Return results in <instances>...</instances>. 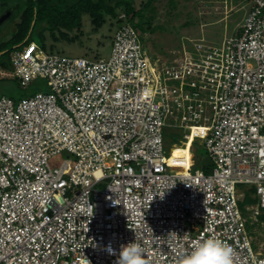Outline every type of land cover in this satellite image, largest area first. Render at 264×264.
<instances>
[{"label":"built area","instance_id":"1","mask_svg":"<svg viewBox=\"0 0 264 264\" xmlns=\"http://www.w3.org/2000/svg\"><path fill=\"white\" fill-rule=\"evenodd\" d=\"M250 4L221 45L198 39L169 63L130 23L108 59L11 53L23 87L48 79L52 93L0 98V264H115L134 241L149 264H180L209 236L232 264H264L239 205L252 187L264 216V0ZM166 133L182 134L188 165ZM196 140L210 173L192 171ZM63 152L75 161L52 169Z\"/></svg>","mask_w":264,"mask_h":264},{"label":"rangeland","instance_id":"2","mask_svg":"<svg viewBox=\"0 0 264 264\" xmlns=\"http://www.w3.org/2000/svg\"><path fill=\"white\" fill-rule=\"evenodd\" d=\"M60 3L59 0H54ZM75 0H64V4ZM138 9L148 0H134ZM252 0H155L150 8L145 10L143 31H141L142 43L145 53L153 59H159L161 63H169L180 58L184 51L190 48L198 39L205 38L215 44L221 45L226 38L233 36L238 27L244 22ZM14 9L13 14L0 25V44L9 40L16 31L17 24L21 21L24 9V0H11L8 4L0 3V16ZM136 23H140L137 19ZM121 23L112 18H107L106 23L98 30L95 29L88 14L82 17L81 30L70 32V37L78 36L73 42L54 41L49 30L46 31L44 41L38 35V29L33 32V40L44 51L60 54L68 57H88L90 59H108L112 53V40L115 31ZM43 30L44 27H39ZM7 49V48H6ZM17 51L20 48H15ZM5 50V49H4ZM0 53V98L6 96L19 101L35 94L38 91L52 93L48 79H39V90L31 86L23 87L15 75V66L11 62V53ZM99 57H96L98 56ZM1 64H5L2 66ZM168 140L166 147L167 156L172 155L171 162L178 165H187V149L182 148L183 136L181 133H166ZM176 144V148L173 145ZM192 151L195 155L196 169H203L201 158L207 154L199 140H196ZM201 146V147H200ZM189 152V150H188ZM190 152L188 153V157ZM75 157L67 152L60 153L50 159L52 169L60 168L65 160ZM212 169L206 170L210 173ZM243 192L247 187L239 186ZM247 216L251 221L252 241L257 251L264 253V218L257 219L251 206H247Z\"/></svg>","mask_w":264,"mask_h":264},{"label":"trees","instance_id":"3","mask_svg":"<svg viewBox=\"0 0 264 264\" xmlns=\"http://www.w3.org/2000/svg\"><path fill=\"white\" fill-rule=\"evenodd\" d=\"M10 1L0 0V3L8 4ZM59 1L60 3L57 4L54 0H24L21 21L17 24V29L13 36L6 42L0 44V53L5 51L7 55H10L11 52L17 51L15 49L16 47L21 45V47H18L21 50L23 46L35 42L33 40V32L36 29H38V35L42 41L48 38L45 33L49 30V35L54 41L59 42L64 40L73 42L78 36L71 38L70 32L81 30L82 17L85 14L90 16L96 30L100 29L106 23L107 18H112L121 23V25L123 23L132 24L141 33L143 31L145 10L150 8L155 0H148L141 9L137 8L134 0H75L74 2L66 4L63 3L64 0ZM122 14H124L123 18H121ZM137 19L140 20V23L135 22ZM39 27H44V29L41 30ZM96 57H99V55ZM1 65L5 66V64ZM38 80L36 79L31 83L30 86L32 89L39 90ZM31 95H34V93L29 96ZM194 147L196 149L198 148L197 145H194ZM203 159L201 158L200 160H202L203 170L206 172L210 168L204 165ZM254 192V188H246L243 192L244 197L239 203L241 210L247 218V228L250 234L251 221L247 216L246 208L247 206L257 204V199L253 196ZM262 218L264 216H260L259 220Z\"/></svg>","mask_w":264,"mask_h":264},{"label":"clouds","instance_id":"4","mask_svg":"<svg viewBox=\"0 0 264 264\" xmlns=\"http://www.w3.org/2000/svg\"><path fill=\"white\" fill-rule=\"evenodd\" d=\"M106 250L109 254H114V249L110 245ZM233 255V249L229 244L209 236L183 255L180 264H232ZM115 264H149V260L144 248L134 241L121 245Z\"/></svg>","mask_w":264,"mask_h":264},{"label":"water","instance_id":"5","mask_svg":"<svg viewBox=\"0 0 264 264\" xmlns=\"http://www.w3.org/2000/svg\"><path fill=\"white\" fill-rule=\"evenodd\" d=\"M9 11H10V12H8V13H6V14L0 16V25H2V24H3L8 18H10V17L12 16L14 9H13V10L10 9ZM18 47H21V45L18 46ZM4 53H5V52H4ZM203 163H204V165H206L207 167H210V166L213 164L212 159H211L209 156H205V157H204V159H203Z\"/></svg>","mask_w":264,"mask_h":264},{"label":"bare ground","instance_id":"6","mask_svg":"<svg viewBox=\"0 0 264 264\" xmlns=\"http://www.w3.org/2000/svg\"><path fill=\"white\" fill-rule=\"evenodd\" d=\"M188 153H189V152H188V150H187V154H186V158H187V160H189V159H188V158H189V157H188ZM187 165H188V164H187Z\"/></svg>","mask_w":264,"mask_h":264}]
</instances>
